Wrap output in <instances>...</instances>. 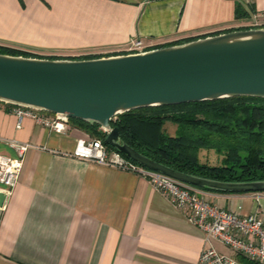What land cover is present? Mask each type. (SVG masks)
I'll list each match as a JSON object with an SVG mask.
<instances>
[{
    "label": "crops",
    "instance_id": "1",
    "mask_svg": "<svg viewBox=\"0 0 264 264\" xmlns=\"http://www.w3.org/2000/svg\"><path fill=\"white\" fill-rule=\"evenodd\" d=\"M248 0H0V46L35 57L120 55L134 40L157 47L239 29ZM264 13V0H249ZM55 133L0 106V154L29 145L0 208V264H197L201 232L139 175L72 156L91 139ZM220 209L264 222V192L202 191ZM222 252H229L215 244ZM219 250V249H218Z\"/></svg>",
    "mask_w": 264,
    "mask_h": 264
},
{
    "label": "water",
    "instance_id": "2",
    "mask_svg": "<svg viewBox=\"0 0 264 264\" xmlns=\"http://www.w3.org/2000/svg\"><path fill=\"white\" fill-rule=\"evenodd\" d=\"M236 97L264 99V27L84 60L0 54V103L97 125L105 145L182 183L218 193L264 192V180H212L156 163L122 142L111 126L133 110ZM5 200L0 192V208Z\"/></svg>",
    "mask_w": 264,
    "mask_h": 264
},
{
    "label": "trees",
    "instance_id": "3",
    "mask_svg": "<svg viewBox=\"0 0 264 264\" xmlns=\"http://www.w3.org/2000/svg\"><path fill=\"white\" fill-rule=\"evenodd\" d=\"M254 10L253 5L238 4L236 18L247 19ZM229 31L234 29L225 32ZM184 42L188 40L153 49ZM0 54L40 58L3 46H0ZM91 58L99 57L66 59ZM68 123L81 127L92 138L103 142L105 134L97 125H88L74 119H68ZM166 123L174 126L170 133L164 130ZM111 126L118 129L121 141L136 152L175 171L219 181L264 180V99L236 97L133 110L118 115ZM106 147L114 150L108 145ZM202 150H215L218 157L224 156L220 165L202 163L199 158ZM238 260L242 264H256L241 257Z\"/></svg>",
    "mask_w": 264,
    "mask_h": 264
},
{
    "label": "built area",
    "instance_id": "4",
    "mask_svg": "<svg viewBox=\"0 0 264 264\" xmlns=\"http://www.w3.org/2000/svg\"><path fill=\"white\" fill-rule=\"evenodd\" d=\"M246 5L251 6L248 0ZM264 13H251L240 28H263ZM153 49L139 40L132 41L120 55L136 54ZM7 105L0 103V106ZM18 124L23 118L49 128L55 133L65 131L68 118L63 115H50L27 108L11 106ZM15 156L0 154V192L6 197L16 186L23 168L24 157L29 145L15 141L8 143ZM72 156L98 165L113 167L139 175L150 186L164 196L176 210L182 211L187 222L197 228L203 238V249L197 264H242L238 257L256 264H264V222L256 213L239 214L220 209L202 197L201 189L182 183L168 176L143 168L126 159L114 150H109L98 139H79L76 141ZM219 244L229 253L218 250Z\"/></svg>",
    "mask_w": 264,
    "mask_h": 264
},
{
    "label": "rangeland",
    "instance_id": "5",
    "mask_svg": "<svg viewBox=\"0 0 264 264\" xmlns=\"http://www.w3.org/2000/svg\"><path fill=\"white\" fill-rule=\"evenodd\" d=\"M252 13H256V11L254 10ZM243 20H247V19H243ZM261 20H262V22L264 21L263 18H261ZM242 25H243V23H242ZM172 127H174V126L171 125L170 123H166L165 128H164L165 132L170 133ZM199 158H200V161L202 163H206L208 165L215 166V165H220V162L223 160L224 156L218 157L215 150H211V151L202 150L199 153ZM218 249L224 251V249H222L221 247H219ZM225 253H229V252H225Z\"/></svg>",
    "mask_w": 264,
    "mask_h": 264
}]
</instances>
